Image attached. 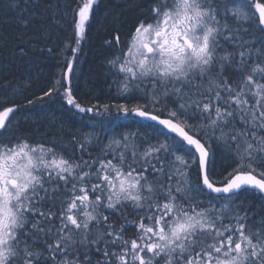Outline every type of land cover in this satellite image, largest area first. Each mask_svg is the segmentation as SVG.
Masks as SVG:
<instances>
[{
	"label": "snow or ice",
	"instance_id": "6c2138e0",
	"mask_svg": "<svg viewBox=\"0 0 264 264\" xmlns=\"http://www.w3.org/2000/svg\"><path fill=\"white\" fill-rule=\"evenodd\" d=\"M99 3L0 0V264H264V0Z\"/></svg>",
	"mask_w": 264,
	"mask_h": 264
},
{
	"label": "trees",
	"instance_id": "16d2710c",
	"mask_svg": "<svg viewBox=\"0 0 264 264\" xmlns=\"http://www.w3.org/2000/svg\"><path fill=\"white\" fill-rule=\"evenodd\" d=\"M115 0H100L98 16L102 18L105 15V8L109 7ZM99 25L94 23L92 29L88 33V40L85 41L84 55L80 61L82 76L81 80H87L88 83H82L81 87L77 93L82 99V101H87L92 99V96L88 95L89 85H91L92 91L94 94L99 95L101 99H105L109 96L105 88L102 77L99 76V67L97 64V52L95 50V44L98 42L97 30ZM32 91H38V87H34ZM43 108L36 107L32 109L30 114V119L37 121V124L33 127H38L39 132H44L46 130L47 122L50 118V114L55 113L56 116L72 120L71 115L64 111L60 107L61 101H45ZM50 105V108L46 109ZM77 120L79 118H76ZM76 127H79V123L75 124Z\"/></svg>",
	"mask_w": 264,
	"mask_h": 264
},
{
	"label": "bare ground",
	"instance_id": "6f19581e",
	"mask_svg": "<svg viewBox=\"0 0 264 264\" xmlns=\"http://www.w3.org/2000/svg\"><path fill=\"white\" fill-rule=\"evenodd\" d=\"M44 103H46V102H44ZM43 105H44V104H43ZM43 105H38V107H39V108H43ZM38 107H36V108L39 109ZM48 108H50V105H48L46 109H48Z\"/></svg>",
	"mask_w": 264,
	"mask_h": 264
}]
</instances>
